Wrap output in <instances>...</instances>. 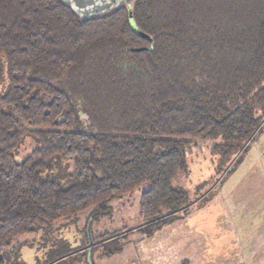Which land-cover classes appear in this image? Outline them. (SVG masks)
<instances>
[{"label": "trees", "instance_id": "16d2710c", "mask_svg": "<svg viewBox=\"0 0 264 264\" xmlns=\"http://www.w3.org/2000/svg\"><path fill=\"white\" fill-rule=\"evenodd\" d=\"M0 64V248L90 207L93 222L144 183L134 231L152 235L191 211L172 184L190 142L214 140L223 163L238 152L234 166L264 127V0H133L89 17L0 0ZM90 245L60 242L47 264H91Z\"/></svg>", "mask_w": 264, "mask_h": 264}, {"label": "rangeland", "instance_id": "374dc122", "mask_svg": "<svg viewBox=\"0 0 264 264\" xmlns=\"http://www.w3.org/2000/svg\"><path fill=\"white\" fill-rule=\"evenodd\" d=\"M128 3L131 8L133 0ZM3 77L5 66L0 64V94ZM212 144L214 140L206 137L190 142L185 147L187 168L172 182L193 203L185 217L152 235L134 231L140 223V195L149 188L144 183L109 201L108 213L93 222L94 207H90L55 221L45 230L21 236L18 252L14 245L0 248L1 264H47L55 258L52 249L60 248V242L71 248L84 247L86 233L94 246L88 255L91 264H264V127L234 166L238 152L223 163L212 151ZM35 145L26 137L15 158L24 159ZM68 164L71 171L74 164ZM230 166L232 170L225 174ZM114 232L122 236L105 238ZM71 264L86 261L81 258Z\"/></svg>", "mask_w": 264, "mask_h": 264}, {"label": "flooded vegetation", "instance_id": "af4514ba", "mask_svg": "<svg viewBox=\"0 0 264 264\" xmlns=\"http://www.w3.org/2000/svg\"><path fill=\"white\" fill-rule=\"evenodd\" d=\"M131 0H66L83 16H93L107 13L118 7L129 6Z\"/></svg>", "mask_w": 264, "mask_h": 264}, {"label": "water", "instance_id": "95a60500", "mask_svg": "<svg viewBox=\"0 0 264 264\" xmlns=\"http://www.w3.org/2000/svg\"><path fill=\"white\" fill-rule=\"evenodd\" d=\"M129 23H130L131 27L133 28V30H134L136 33L141 34L142 36H144V34L141 33L140 30L136 27V24H135L134 21H133V18H132L131 12L129 13ZM89 240H90V236H89Z\"/></svg>", "mask_w": 264, "mask_h": 264}, {"label": "crops", "instance_id": "0c3cea01", "mask_svg": "<svg viewBox=\"0 0 264 264\" xmlns=\"http://www.w3.org/2000/svg\"><path fill=\"white\" fill-rule=\"evenodd\" d=\"M242 257H243L242 259H244V257H245V256H244V255H242Z\"/></svg>", "mask_w": 264, "mask_h": 264}]
</instances>
